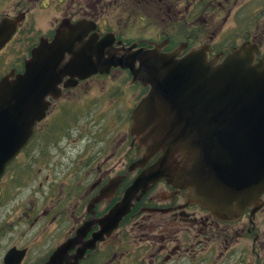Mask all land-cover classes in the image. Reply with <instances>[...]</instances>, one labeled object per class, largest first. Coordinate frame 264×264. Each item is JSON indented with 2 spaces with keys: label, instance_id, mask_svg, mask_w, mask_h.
<instances>
[{
  "label": "flooded vegetation",
  "instance_id": "flooded-vegetation-1",
  "mask_svg": "<svg viewBox=\"0 0 264 264\" xmlns=\"http://www.w3.org/2000/svg\"><path fill=\"white\" fill-rule=\"evenodd\" d=\"M55 6L58 16L34 44L23 45L26 54L15 56L0 79L22 72L31 50L42 38L50 41L62 20L93 23L92 32L99 39L110 35L114 48L158 46L183 56L204 47L208 59L220 62L246 45L255 51L254 62L264 60V0H57ZM15 10L0 15L23 17L0 55L33 24L29 8L18 3ZM148 28L152 38L145 36ZM148 91L129 70L112 68L49 98L44 118L0 179V264H48L54 256L50 264H219L226 253L247 252L249 238L254 263L264 264V192L255 212L248 208L225 221L160 180L110 235L94 242L99 220L160 155L138 164L145 151L130 132L134 109ZM85 225L84 235L77 234Z\"/></svg>",
  "mask_w": 264,
  "mask_h": 264
},
{
  "label": "water",
  "instance_id": "water-1",
  "mask_svg": "<svg viewBox=\"0 0 264 264\" xmlns=\"http://www.w3.org/2000/svg\"><path fill=\"white\" fill-rule=\"evenodd\" d=\"M22 20L0 18V50ZM94 29L86 21L62 20L50 41L42 38L31 50L22 72L0 79V178L44 118L49 98L56 100L79 80L122 68L149 87L132 115L130 132L145 150L138 164L160 155L99 220L94 242L110 235L160 180L186 190L221 220L248 208L255 212L264 192V60L254 62L255 51L246 45L220 62L208 59L204 47L183 56L179 49L161 53L158 46L114 48L110 35L99 39Z\"/></svg>",
  "mask_w": 264,
  "mask_h": 264
},
{
  "label": "rangeland",
  "instance_id": "rangeland-1",
  "mask_svg": "<svg viewBox=\"0 0 264 264\" xmlns=\"http://www.w3.org/2000/svg\"><path fill=\"white\" fill-rule=\"evenodd\" d=\"M18 3H20V6H26L30 9L29 12L32 16L33 24L25 31L26 33L24 35L16 36L15 40L12 41V44H9L2 51L0 55V77L8 71L9 66L11 65L10 63H13L17 59L15 56H24L26 54L28 47H24L23 45L32 43L34 44L37 41V35L43 34L48 23L52 21L54 17L58 16V13L55 11V3H57V0H0V15L7 12L13 14V11L16 12L15 8ZM150 23L152 22L150 21ZM153 34L154 33L152 32L151 28L146 29V37L152 38ZM21 37L23 38L22 42ZM18 69L20 68L18 67ZM8 216L12 218V213H8ZM260 229L264 234V224L261 225ZM6 239L8 238L1 239V251L4 249V247H6ZM245 243L247 244L249 250L252 244H254L253 239L251 238H249L248 241H244V245ZM257 245H259V243ZM249 250L244 253L243 251H240V254L234 255V257H229V255L226 253L221 258L219 264H244L249 262H252V264L258 263H254L255 260L258 259H256L254 254H250ZM255 254L260 255L258 258L263 256L261 251H256ZM224 259L226 261H224ZM259 260H261V258Z\"/></svg>",
  "mask_w": 264,
  "mask_h": 264
}]
</instances>
